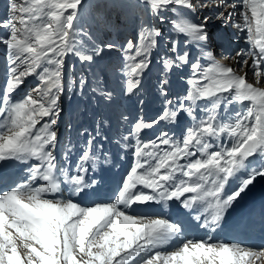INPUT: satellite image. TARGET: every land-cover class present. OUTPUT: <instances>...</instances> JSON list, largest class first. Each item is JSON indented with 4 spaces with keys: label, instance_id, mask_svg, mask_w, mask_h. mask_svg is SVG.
I'll list each match as a JSON object with an SVG mask.
<instances>
[{
    "label": "snow or ice",
    "instance_id": "1",
    "mask_svg": "<svg viewBox=\"0 0 264 264\" xmlns=\"http://www.w3.org/2000/svg\"><path fill=\"white\" fill-rule=\"evenodd\" d=\"M206 6V0H9L0 20L8 72L0 89V264L264 260V243L240 238L257 225L264 233V201L230 218L264 179V87L257 86L264 83V0H240L242 23L234 25L246 31L249 45L236 52L237 65L253 71L256 85L247 72L238 75L214 61L209 17L196 22L188 15ZM216 6L237 7L227 0ZM170 14L167 33L150 23L163 24ZM232 15L219 12L217 18L230 21ZM222 40L216 41L221 48ZM193 47L209 62L193 57ZM153 55L157 74L146 88ZM185 67L191 72L184 93L169 98L171 73ZM29 77L37 85L13 99ZM153 90L163 98L162 112L130 122L126 106L138 103L142 110L143 93ZM64 97L72 101L67 109ZM233 104L247 107L233 112ZM182 116L193 123L179 134L143 139L145 130L179 124ZM120 144L133 157L129 169L112 198L92 199L124 159L107 145ZM14 166L25 175L14 178ZM153 204L185 211L162 214ZM194 212L195 226L208 239L188 237L185 222L173 218ZM217 231L231 238L213 240Z\"/></svg>",
    "mask_w": 264,
    "mask_h": 264
},
{
    "label": "rangeland",
    "instance_id": "2",
    "mask_svg": "<svg viewBox=\"0 0 264 264\" xmlns=\"http://www.w3.org/2000/svg\"><path fill=\"white\" fill-rule=\"evenodd\" d=\"M9 1V0H8ZM206 2H207V6H212V4H211V0H206ZM200 9H202V10H204L205 11V9H206V7H204V8H200ZM4 14H5V9H4V5H3V3H1L0 2V17H2V16H4ZM204 14H205V12H204ZM235 16H234V23H242V20H241V18H240V16H239V12H237V11H235V14H234ZM173 17L171 16V14H170V20L169 21H167V22H165V23H163V24H161L160 22H159V20H155V21H150V23H152V24H154L155 25V27H157V28H160V29H163L166 33L171 29V19H172ZM0 20H3V19H0ZM3 28H0V30H2ZM5 30V29H4ZM236 30H237V28H236ZM237 33H239V34H242L240 31H238L237 30ZM245 35H246V32L244 33ZM181 39H183V37H181ZM161 51H163V45L161 46ZM190 51L192 52V54H193V51H192V48L190 49ZM200 54V50L198 51V55ZM113 56H115L114 55V53L112 54ZM117 55V54H116ZM153 56H155V55H153ZM200 58H201V60H202V58H203V56L202 55H200ZM70 63L69 64H71V63H74V58H70ZM156 61V57H155V60H154V62ZM6 62H7V60H6ZM80 68H81V66H80V64H75V69H74V71H76V72H79L80 71ZM181 72H184L187 76H189L190 75V72H191V70H190V67H185L184 69H181L180 70ZM241 71L242 70H240V71H238L237 72V74L238 75H243V74H241ZM66 73H67V68H66ZM153 72H151L149 75H151ZM171 78V77H170ZM173 79H172V82H174L175 84H179V78H177V77H172ZM33 79V81H35V82H38V80L35 78V77H29V78H27V80L23 83V85L26 83V82H28V81H31ZM73 79V77H70V79H69V75H66V81L67 82H71V80ZM171 80V79H170ZM22 85V86H23ZM37 84H34L33 86H31V85H29V87H30V89H32V88H34L35 86H36ZM21 86V87H22ZM20 87V88H21ZM175 89L176 88H174V93H177L176 91H175ZM68 101H69V99H68ZM69 103V102H68Z\"/></svg>",
    "mask_w": 264,
    "mask_h": 264
},
{
    "label": "bare ground",
    "instance_id": "3",
    "mask_svg": "<svg viewBox=\"0 0 264 264\" xmlns=\"http://www.w3.org/2000/svg\"><path fill=\"white\" fill-rule=\"evenodd\" d=\"M258 180H259V184L261 185V182L263 181V179L258 178ZM250 191L255 192L256 190L250 187ZM260 263H264V260L257 261V264H260Z\"/></svg>",
    "mask_w": 264,
    "mask_h": 264
}]
</instances>
